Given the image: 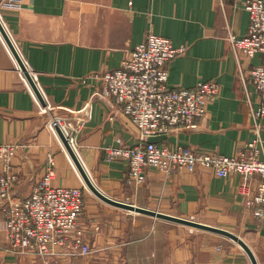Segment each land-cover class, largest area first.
<instances>
[{
	"label": "crops",
	"instance_id": "obj_1",
	"mask_svg": "<svg viewBox=\"0 0 264 264\" xmlns=\"http://www.w3.org/2000/svg\"><path fill=\"white\" fill-rule=\"evenodd\" d=\"M246 1L23 0L21 8L0 6V20L43 100L0 31V145L16 148L14 195L23 198L32 193L49 168L50 156L55 160L53 185L86 186L57 131L49 126L53 116H61L81 125L76 152L107 195L170 214H208V224L218 219L223 228L248 243L258 264H264V218L259 220L246 206L257 191L258 177L245 187L241 175L220 178L210 168L172 174L149 168L143 185L128 184V164L107 161L103 148L135 144L138 130L122 109L101 94L98 77L119 68L150 32L187 46L167 64L168 85L194 89L215 80L219 93L195 128L174 130L164 142L237 154L257 135L264 138V116L256 123L248 101L256 108L258 92L250 78L244 82L240 74L242 69L248 75L263 58L237 55L229 41L231 34L248 33ZM91 193L85 191L80 223L93 252L49 263L9 250L0 202V264H252L239 244L213 232L172 226L138 213L118 212L115 220L108 219L113 210Z\"/></svg>",
	"mask_w": 264,
	"mask_h": 264
},
{
	"label": "built area",
	"instance_id": "obj_2",
	"mask_svg": "<svg viewBox=\"0 0 264 264\" xmlns=\"http://www.w3.org/2000/svg\"><path fill=\"white\" fill-rule=\"evenodd\" d=\"M23 0H0V6L21 8ZM250 24L244 36L231 34L230 44L235 54L261 55L263 61L252 66L248 75L241 69L244 82L249 77L258 92L256 108L248 98L257 123L264 116V0H247ZM187 46L148 33L123 59L119 68L106 71L101 80V94L126 114L138 130L135 144L105 146L107 161L124 160L128 164L127 183L141 186L147 180V169L158 168L172 174L180 170L194 172L210 168L220 178L239 174L245 187L253 178L259 180L256 193L246 200L255 216L264 218V138L257 135L237 154L226 156L216 151H195L191 147L165 143H149L146 136L168 134L181 128H194L205 115L207 105L218 96L215 80L199 83L194 89L168 85L167 64L186 52ZM49 126L60 127L71 144L81 125L68 118L53 116ZM15 146L0 145V202L4 215L3 230L9 250L30 253L49 263L54 258H75L91 254L93 249L85 238L80 220L86 209L83 189L53 185L55 160L49 157V168L36 183L32 193L19 198L14 195L18 174L13 170Z\"/></svg>",
	"mask_w": 264,
	"mask_h": 264
},
{
	"label": "water",
	"instance_id": "obj_3",
	"mask_svg": "<svg viewBox=\"0 0 264 264\" xmlns=\"http://www.w3.org/2000/svg\"><path fill=\"white\" fill-rule=\"evenodd\" d=\"M0 31H1L5 41L9 45L11 51L13 52L14 56L16 57L21 70L23 71V73L25 74L29 83L33 87L35 93L37 94L38 98L41 101H43L40 90L38 89L36 83L34 82L33 77L31 75V73L29 72L27 66L24 64V62H23L20 54L18 53L12 39L8 35L7 31L5 30L1 20H0ZM56 131H57V134L59 135V138L61 139V142L63 143L66 151L68 152L72 162L74 163L79 174L81 175L86 187L96 197H98L103 202H105L109 205H112L114 207L125 209V210L135 212L138 214H144V215L151 216V217L158 218V219H162L165 221L174 222V223L182 224V225L189 226L192 228H197V229H201V230H205V231H209V232H213V233L222 235L224 237H227V238L233 240L237 244H239L243 248V250L248 254L252 264H258L257 258L255 256L253 250L251 249V247L248 245V243L241 236H239L237 233H235L229 229L219 227L216 225H212V224H208V223H204V222H200V221H197L194 219H189V218L181 217L178 215H174V214L165 213V212H161L158 210L146 208V207H143L140 205L133 204L131 202L118 200V199H115V198L107 195L93 181V179L89 175L88 171L86 170L83 162L81 161L79 155L77 154L75 148L73 147V145L71 144V142L69 141V139L67 138L65 133L62 131V129L60 127H56ZM169 134L170 133L159 134V135H150V136H146L144 138V140L146 142H149V143H162L164 140H166L168 138ZM137 139H138V137H137Z\"/></svg>",
	"mask_w": 264,
	"mask_h": 264
},
{
	"label": "rangeland",
	"instance_id": "obj_4",
	"mask_svg": "<svg viewBox=\"0 0 264 264\" xmlns=\"http://www.w3.org/2000/svg\"><path fill=\"white\" fill-rule=\"evenodd\" d=\"M82 189H83V193H84V202H85V206H86L85 191L88 192V193H91V191L86 186H83ZM91 194H93V193H91ZM101 202L103 203L104 206H106L107 208H110L111 210H113L112 212L109 213L111 216H109L108 219L115 220V216H117L118 212L124 213V214H129L130 213V214H134V216H136L135 215L136 213H133V212L128 211V210H125V209H121V208L114 207V206L109 205V204H107V203H105L103 201H101ZM84 213H85V211H84ZM174 215H177V214H174ZM137 216H143V215H137ZM178 216L185 217V218H189V219H194V220H197V221H200V222H204V223H207L206 220L208 221L209 218H210V216L208 214H203V215H199V216H195V215H192V216H188V215H178ZM204 216H205L206 219H203ZM152 220H160V219L154 218ZM216 221H217V223L216 224H212V225H216V226L222 227L221 224H219L218 219ZM167 222H169V221H167ZM169 224H171L172 226H179V227H182V228L197 230V228H192V227L185 226V225L178 224V223H174V222H171Z\"/></svg>",
	"mask_w": 264,
	"mask_h": 264
},
{
	"label": "bare ground",
	"instance_id": "obj_5",
	"mask_svg": "<svg viewBox=\"0 0 264 264\" xmlns=\"http://www.w3.org/2000/svg\"><path fill=\"white\" fill-rule=\"evenodd\" d=\"M73 147L75 148L74 144H73ZM76 150V149H75ZM126 202H129V201H126ZM134 204V203H133ZM137 205V204H136Z\"/></svg>",
	"mask_w": 264,
	"mask_h": 264
}]
</instances>
